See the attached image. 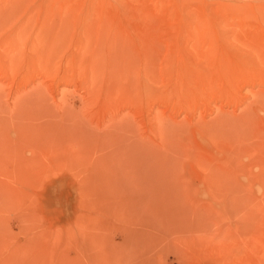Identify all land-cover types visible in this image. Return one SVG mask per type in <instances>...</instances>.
Listing matches in <instances>:
<instances>
[{
	"label": "rangeland",
	"instance_id": "1",
	"mask_svg": "<svg viewBox=\"0 0 264 264\" xmlns=\"http://www.w3.org/2000/svg\"><path fill=\"white\" fill-rule=\"evenodd\" d=\"M0 11V264H264V0Z\"/></svg>",
	"mask_w": 264,
	"mask_h": 264
},
{
	"label": "bare ground",
	"instance_id": "2",
	"mask_svg": "<svg viewBox=\"0 0 264 264\" xmlns=\"http://www.w3.org/2000/svg\"><path fill=\"white\" fill-rule=\"evenodd\" d=\"M1 1H3L4 2V0H1ZM2 3V2H1ZM1 12V11H0ZM2 55V54H1ZM5 55V54H4ZM5 58V57H4ZM14 159V158H13Z\"/></svg>",
	"mask_w": 264,
	"mask_h": 264
}]
</instances>
